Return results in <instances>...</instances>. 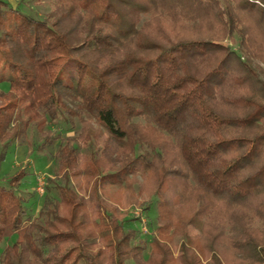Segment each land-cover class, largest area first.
<instances>
[{
	"label": "trees",
	"instance_id": "obj_1",
	"mask_svg": "<svg viewBox=\"0 0 264 264\" xmlns=\"http://www.w3.org/2000/svg\"><path fill=\"white\" fill-rule=\"evenodd\" d=\"M47 1L0 0V164L55 160L33 217L0 176V264H264V0ZM105 187L156 201L146 257Z\"/></svg>",
	"mask_w": 264,
	"mask_h": 264
},
{
	"label": "rangeland",
	"instance_id": "obj_2",
	"mask_svg": "<svg viewBox=\"0 0 264 264\" xmlns=\"http://www.w3.org/2000/svg\"><path fill=\"white\" fill-rule=\"evenodd\" d=\"M10 6L21 5L24 8H29L30 12L35 13L37 16L42 17L50 10V3L47 0H26L27 4L22 5L20 0H4ZM236 51V44H230ZM252 65L256 68L258 76L264 81V66L258 60H252ZM2 89H6V85H1ZM71 133H64L61 137L69 136ZM28 141L22 145H15L10 147L5 160L0 164V176H10L16 172L17 168H23L27 175L22 180L20 192L25 193L27 203L25 205L27 212L30 216H35L40 208L43 194L45 191V184L47 179L54 178L55 160L49 157L45 152L36 150L35 143H32L33 137L29 136ZM58 143V142H57ZM54 154V149L52 151ZM142 183L140 177L137 178V184L134 187V193L137 195L138 187ZM101 196L105 201L113 203L114 200L120 202L123 199L120 192L115 187H105L101 190ZM141 201V199H140ZM117 205L120 213H124L125 223L124 227L134 231L135 243H140L145 246L144 256L146 257L149 252V242L152 232L157 225L156 219V201L146 200L145 204L148 209H143L144 206L139 205ZM250 218V217H249ZM253 226L259 228L264 232V225L254 218L249 219ZM188 234H197V229L189 226ZM5 242L4 245H7ZM4 245L2 247H4ZM176 256L177 251L173 249Z\"/></svg>",
	"mask_w": 264,
	"mask_h": 264
}]
</instances>
